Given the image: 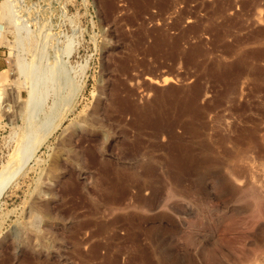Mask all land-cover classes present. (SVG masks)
Instances as JSON below:
<instances>
[{
  "label": "rangeland",
  "instance_id": "374dc122",
  "mask_svg": "<svg viewBox=\"0 0 264 264\" xmlns=\"http://www.w3.org/2000/svg\"><path fill=\"white\" fill-rule=\"evenodd\" d=\"M0 62V264H264V0H7Z\"/></svg>",
  "mask_w": 264,
  "mask_h": 264
},
{
  "label": "bare ground",
  "instance_id": "6f19581e",
  "mask_svg": "<svg viewBox=\"0 0 264 264\" xmlns=\"http://www.w3.org/2000/svg\"><path fill=\"white\" fill-rule=\"evenodd\" d=\"M9 5V4H8ZM0 7H1V9L2 10H6L7 9V0H2L1 2H0ZM8 8H11V4H10V6L8 7ZM4 41L5 42H7L6 41V38L4 39ZM11 44V43H10ZM23 65V64H22ZM21 65V66H22ZM27 65V64H26ZM23 67L24 66H22L21 68L23 69ZM27 67H29V66H27ZM27 67H25V69L27 68ZM20 67H19V69H21ZM24 70V69H23ZM20 71H22V70H20ZM29 71H30V69H29ZM34 72V71H33ZM32 72V73H33ZM53 72V71H52ZM23 73V72H22ZM25 75H26V73H25ZM29 75V74H28ZM30 75H32L31 74V72H30ZM36 75V74H35ZM8 76H6V74L3 72V71H1L0 72V109L1 110H3V108L5 107V104H4V100H3V83H4V81H6V78H7ZM31 80V79H30ZM32 80H33V78H32ZM41 80V79H40ZM37 81H38V78H37ZM36 80H35V82H37ZM153 81V80H152ZM162 81L165 83V81H166V79L164 78V79H162ZM42 83H43V80L41 81ZM40 82V83H41ZM51 82H54V81H51ZM33 83V82H32ZM37 84V83H36ZM38 84H39V82H38ZM33 86V85H32ZM36 86V85H35ZM33 89V88H32ZM31 93V92H30ZM30 95V94H29ZM36 109H38V108H36ZM35 110V109H34ZM33 111V110H32ZM35 111H37V113H38V110H35ZM33 113V112H32ZM35 115V114H34ZM36 119V118H35ZM26 121H28V120H26ZM26 123V122H25ZM34 123V122H33ZM32 123V124H33ZM40 123V122H39ZM28 123H26L25 125H27ZM30 124V123H29ZM35 124V123H34ZM43 124V123H42ZM37 125V124H36ZM29 126V125H28ZM33 126V125H32ZM31 126V127H32ZM37 126H39V125H37ZM41 126V125H40ZM34 127H36L35 125L33 126V128L32 129H34ZM28 128H30V126L28 127ZM29 130H31V129H29ZM32 131V130H31ZM27 132H29V131H27ZM27 132H26V134H27ZM25 133V132H24ZM33 133V132H32ZM31 135V134H30ZM26 136V135H25ZM29 137H31V136H29ZM28 138V137H27ZM23 141V140H22ZM28 142V141H27ZM24 143H25V141H24ZM22 147V146H21ZM22 150H23V148H22ZM22 152V151H21Z\"/></svg>",
  "mask_w": 264,
  "mask_h": 264
},
{
  "label": "crops",
  "instance_id": "0c3cea01",
  "mask_svg": "<svg viewBox=\"0 0 264 264\" xmlns=\"http://www.w3.org/2000/svg\"><path fill=\"white\" fill-rule=\"evenodd\" d=\"M1 63V62H0Z\"/></svg>",
  "mask_w": 264,
  "mask_h": 264
}]
</instances>
